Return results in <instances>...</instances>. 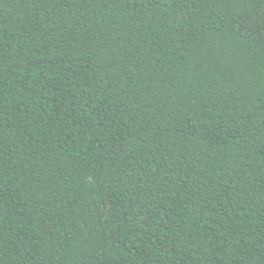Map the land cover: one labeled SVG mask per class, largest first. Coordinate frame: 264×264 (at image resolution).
<instances>
[{
	"label": "trees",
	"instance_id": "obj_1",
	"mask_svg": "<svg viewBox=\"0 0 264 264\" xmlns=\"http://www.w3.org/2000/svg\"><path fill=\"white\" fill-rule=\"evenodd\" d=\"M0 264H264V0H0Z\"/></svg>",
	"mask_w": 264,
	"mask_h": 264
}]
</instances>
